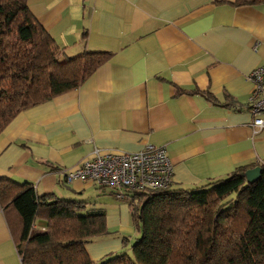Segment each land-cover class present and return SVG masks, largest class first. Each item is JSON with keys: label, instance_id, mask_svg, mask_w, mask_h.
I'll list each match as a JSON object with an SVG mask.
<instances>
[{"label": "crops", "instance_id": "obj_1", "mask_svg": "<svg viewBox=\"0 0 264 264\" xmlns=\"http://www.w3.org/2000/svg\"><path fill=\"white\" fill-rule=\"evenodd\" d=\"M235 1L28 0L63 57L113 55L76 89L12 120L0 134V178L103 208L108 229L135 232L131 199L93 180L67 183L64 171L96 154L149 144L167 151L171 187H200L237 166L264 163V128L252 126L249 79L264 65V3ZM116 236L90 241L91 258L121 251ZM0 264H22L2 210Z\"/></svg>", "mask_w": 264, "mask_h": 264}, {"label": "trees", "instance_id": "obj_2", "mask_svg": "<svg viewBox=\"0 0 264 264\" xmlns=\"http://www.w3.org/2000/svg\"><path fill=\"white\" fill-rule=\"evenodd\" d=\"M60 51L28 0H0V134L21 111L76 89L113 55ZM255 166V182L245 175L253 166L244 164L200 187L128 190L139 236L131 253L124 248L98 261L87 244L109 233L103 208L0 178V210L22 264H264V163Z\"/></svg>", "mask_w": 264, "mask_h": 264}, {"label": "built area", "instance_id": "obj_3", "mask_svg": "<svg viewBox=\"0 0 264 264\" xmlns=\"http://www.w3.org/2000/svg\"><path fill=\"white\" fill-rule=\"evenodd\" d=\"M253 84L250 108L254 131L264 128V65L249 74ZM172 163L164 147L153 144L143 150L123 154H96L79 166L65 170L63 180H93L115 189L118 198L130 200L128 190L167 188L172 183Z\"/></svg>", "mask_w": 264, "mask_h": 264}, {"label": "rangeland", "instance_id": "obj_4", "mask_svg": "<svg viewBox=\"0 0 264 264\" xmlns=\"http://www.w3.org/2000/svg\"><path fill=\"white\" fill-rule=\"evenodd\" d=\"M58 54L60 55V53L58 52ZM61 57V56H60ZM12 122V121H11ZM90 206H87V208H89ZM43 223H44V225L46 224V222L45 221H43ZM136 223L134 222V225H135ZM137 225V224H136ZM135 225V226H136ZM135 228V232H133L131 229H130V231L129 230H119V229H117V227L116 228H114V229H108L109 231H110V233L109 234H107V235H110L111 233H114V234H116L117 236V238H121L122 239V241H123V248L122 249H124V248H126L127 250H128V253H131V249H130V246H131V244L135 241V239L139 236V233H140V231H139V228L136 226V227H134ZM106 236V235H105Z\"/></svg>", "mask_w": 264, "mask_h": 264}, {"label": "water", "instance_id": "obj_5", "mask_svg": "<svg viewBox=\"0 0 264 264\" xmlns=\"http://www.w3.org/2000/svg\"><path fill=\"white\" fill-rule=\"evenodd\" d=\"M260 174L261 166H255L245 172L246 178L249 182H255L260 177Z\"/></svg>", "mask_w": 264, "mask_h": 264}]
</instances>
